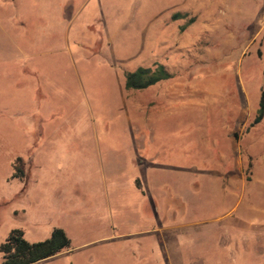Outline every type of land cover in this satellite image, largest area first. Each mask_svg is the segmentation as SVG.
Returning a JSON list of instances; mask_svg holds the SVG:
<instances>
[{
  "label": "rangeland",
  "instance_id": "1",
  "mask_svg": "<svg viewBox=\"0 0 264 264\" xmlns=\"http://www.w3.org/2000/svg\"><path fill=\"white\" fill-rule=\"evenodd\" d=\"M262 93L264 0H0V247L62 228L35 264H264Z\"/></svg>",
  "mask_w": 264,
  "mask_h": 264
},
{
  "label": "trees",
  "instance_id": "2",
  "mask_svg": "<svg viewBox=\"0 0 264 264\" xmlns=\"http://www.w3.org/2000/svg\"><path fill=\"white\" fill-rule=\"evenodd\" d=\"M163 65L155 67H139L125 75L127 90L142 91L160 82L171 79ZM264 119V93H262L260 108L251 126H256ZM23 174V172H22ZM16 177V175L14 176ZM23 179V176H20ZM71 240L62 228H54L51 237L45 241L30 243L25 239L22 230H13L5 243L0 247L1 264H35L49 259L69 249Z\"/></svg>",
  "mask_w": 264,
  "mask_h": 264
}]
</instances>
